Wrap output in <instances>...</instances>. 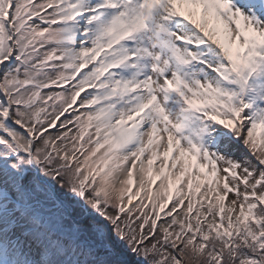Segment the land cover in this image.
Instances as JSON below:
<instances>
[{"label": "snow or ice", "instance_id": "snow-or-ice-1", "mask_svg": "<svg viewBox=\"0 0 264 264\" xmlns=\"http://www.w3.org/2000/svg\"><path fill=\"white\" fill-rule=\"evenodd\" d=\"M0 264H264V0H0Z\"/></svg>", "mask_w": 264, "mask_h": 264}]
</instances>
